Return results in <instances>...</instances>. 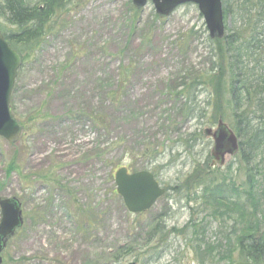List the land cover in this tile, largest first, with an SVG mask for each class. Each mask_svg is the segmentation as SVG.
Here are the masks:
<instances>
[{
	"label": "rangeland",
	"instance_id": "rangeland-1",
	"mask_svg": "<svg viewBox=\"0 0 264 264\" xmlns=\"http://www.w3.org/2000/svg\"><path fill=\"white\" fill-rule=\"evenodd\" d=\"M68 1V13L18 70L11 94L9 108L21 135L14 145L0 138V199H17L24 223L1 253V264H98L105 256L101 248L119 253L135 237L132 253L110 264H199L194 230L204 232L201 251L216 244L224 253L225 237L234 240V220L210 214L201 204L198 179L188 180L197 173L206 182L218 183L227 175L224 182L231 178L242 194L250 169L264 211V144L248 167L227 155L224 166L214 170L209 158L214 141L203 131H215L217 122L198 124L176 117L175 82L186 68H202L209 51L197 7H177L149 29L154 9L148 2L140 12L139 28L132 32L131 0ZM224 23L232 28V17ZM3 25L8 32L14 30ZM192 30L196 35L188 37ZM126 65L132 72L124 90L127 99L121 113L114 107L107 112V94ZM228 99L225 87L219 105L224 116H219L234 131ZM103 111L111 114L105 127L100 124L104 129L83 116ZM206 112V117L215 113ZM173 122L180 132L171 130ZM195 131L203 134L185 144ZM116 141L120 144L109 152L111 164L130 172L147 169L167 189L142 214L128 213L121 200L111 197L113 168L93 158ZM143 146L153 154L150 158L155 156L153 161L141 156ZM11 161L16 170L8 174ZM180 186V191L173 190ZM88 206L94 215L104 212L89 239L80 230L76 211ZM149 236L153 238L147 242ZM240 258L235 251L234 262Z\"/></svg>",
	"mask_w": 264,
	"mask_h": 264
},
{
	"label": "trees",
	"instance_id": "trees-1",
	"mask_svg": "<svg viewBox=\"0 0 264 264\" xmlns=\"http://www.w3.org/2000/svg\"><path fill=\"white\" fill-rule=\"evenodd\" d=\"M221 3L224 22L231 16L233 19L232 28L225 27L226 34L221 39H211L209 36L205 39L209 47L205 65L202 68H186L183 72L184 76H180L176 80L172 94L174 101L178 103L176 117L179 120L182 118L183 121H196L198 124L206 120L205 124L214 125L218 120H223L221 116L224 114L220 112L219 105L222 104L225 87H227L229 89L228 107H230L231 118L233 119V130L239 139L237 157L241 164L248 167L258 157V152L264 144V99L255 97L261 95L264 97V0H221ZM67 6H70L68 0L0 1V21L14 29L8 32L5 25L0 22V31L5 41L21 56L23 65L28 59V54L30 56L44 39L54 32L59 19L68 13ZM141 10L142 8H136L132 4L129 22L132 32L139 28ZM165 18L154 12L149 29L155 23L163 22ZM202 29L204 33H207L204 26ZM192 31L188 33V37L196 35ZM131 74L130 65L120 68L116 87L107 94L103 104L104 110L110 112V107H114L115 111L118 110L121 113L120 109L123 107L124 100L127 99L124 90ZM201 93L205 94L202 101L199 100ZM252 105L255 109L249 108ZM206 110L215 111V113L206 117L208 113ZM248 110L255 111L250 112ZM107 112L103 111V113L94 116L83 114V116L104 129L111 116ZM217 116L219 117L217 118ZM171 130L174 133L180 132L174 122ZM201 135L202 133L195 131L187 136L185 144H188L193 137L200 138ZM118 144H120L119 141L109 144V147L96 152L93 158L108 166L112 163L109 152L111 153V150ZM140 153L149 161H153L155 158V156L150 158L152 153L148 146H143ZM111 167L113 169H111L110 179L113 181L114 172L123 166L113 163ZM252 169L254 170V166ZM14 170L16 167L11 161L8 174ZM146 170L142 169V171ZM249 173V183L242 194L239 193L231 178L228 179L230 180L229 184L224 182V177L227 175H223L218 183L206 182L199 178L197 173L190 178L188 177V181L193 178L198 179L197 185L203 188L200 197L201 204L208 206L210 214L220 219L234 220L232 232L234 240L229 239L228 236L225 237V251L224 253L217 251L219 258H217L216 263L225 261L227 264H233L235 251H239L241 258L250 262L257 264L264 262V211L261 210L259 200L256 198L257 190L250 180L252 173L250 169ZM254 173L257 172L254 170ZM46 176L42 175V177ZM180 187H173V190L180 191L183 186ZM110 193L113 199L120 200L115 189H112ZM76 211L81 219L80 230L85 237L92 238L96 222L98 223L101 219L99 216H103L104 212L94 215V210L90 206L86 208L77 207ZM191 225L196 227L195 223ZM260 232L261 234H259ZM257 234H259V239L254 242L251 239ZM194 235L199 239L197 241L199 247L196 251L197 260L199 264H205L208 258L204 253L205 251H201L200 248L204 245V232L194 230ZM152 238L149 236L146 241L149 242ZM137 242L138 238L135 237L130 247L127 246V250L119 251V253L116 250L101 248V254L105 256H100L101 260L97 259V263L110 264L115 260L117 261L119 255H122L120 260L123 261L125 256L132 253V247L137 245ZM212 251V246L208 245L206 253L210 261H215L216 258Z\"/></svg>",
	"mask_w": 264,
	"mask_h": 264
},
{
	"label": "water",
	"instance_id": "water-1",
	"mask_svg": "<svg viewBox=\"0 0 264 264\" xmlns=\"http://www.w3.org/2000/svg\"><path fill=\"white\" fill-rule=\"evenodd\" d=\"M147 1L152 3L157 15L165 17L180 5L193 4L197 6L203 17L209 37L220 39L224 35L221 0H132V3L136 8H143ZM21 66L20 55L4 40L0 32V138L9 144L17 143L21 135V128L11 117L9 109L11 94ZM203 133L206 137H212L214 141L210 152L213 167L222 166L227 155L233 156L237 153V138L221 120H219L215 131L205 129ZM114 184L125 209L131 214H140L151 209L157 200L165 194V190L148 171L128 173L127 169L122 167L114 174ZM0 214L1 254L8 239L14 236L15 231L23 225L20 202L15 198L0 199Z\"/></svg>",
	"mask_w": 264,
	"mask_h": 264
},
{
	"label": "flooded vegetation",
	"instance_id": "flooded-vegetation-1",
	"mask_svg": "<svg viewBox=\"0 0 264 264\" xmlns=\"http://www.w3.org/2000/svg\"><path fill=\"white\" fill-rule=\"evenodd\" d=\"M259 239V236H258V234L257 235H254L253 237H252V239L251 240H254V242H257V240ZM226 243V242H225ZM212 246V248H213V251H212V253H213V255H215V261L214 262H212V261H210V264H222V262L223 261H221L220 263H216V260H217V258H219L218 257V255H217V251H220L219 249H220V246H217L216 244H212L211 245ZM254 246V245H253ZM238 253H239V251H237ZM208 255V254H207ZM263 256H264V254H263ZM209 257V256H208ZM241 257V256H240ZM208 260H210V259H208ZM237 262H244V263H251V264H257V263H253V262H250V261H248V260H245V259H243V258H240V260L239 261H237ZM261 264H264V262H262Z\"/></svg>",
	"mask_w": 264,
	"mask_h": 264
}]
</instances>
